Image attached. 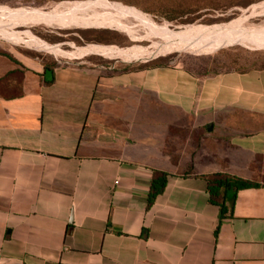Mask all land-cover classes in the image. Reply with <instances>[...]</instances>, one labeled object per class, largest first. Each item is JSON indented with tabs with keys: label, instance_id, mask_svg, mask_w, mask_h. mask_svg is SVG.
I'll use <instances>...</instances> for the list:
<instances>
[{
	"label": "crops",
	"instance_id": "crops-1",
	"mask_svg": "<svg viewBox=\"0 0 264 264\" xmlns=\"http://www.w3.org/2000/svg\"><path fill=\"white\" fill-rule=\"evenodd\" d=\"M0 51V81L18 73L22 91L0 94V264H264V65L47 71ZM155 170L168 180L149 207ZM218 173L260 183L222 221Z\"/></svg>",
	"mask_w": 264,
	"mask_h": 264
},
{
	"label": "rangeland",
	"instance_id": "rangeland-1",
	"mask_svg": "<svg viewBox=\"0 0 264 264\" xmlns=\"http://www.w3.org/2000/svg\"><path fill=\"white\" fill-rule=\"evenodd\" d=\"M262 2L0 0V46L53 61L124 66L159 59L201 72L246 69L264 65V4L247 11Z\"/></svg>",
	"mask_w": 264,
	"mask_h": 264
},
{
	"label": "trees",
	"instance_id": "trees-1",
	"mask_svg": "<svg viewBox=\"0 0 264 264\" xmlns=\"http://www.w3.org/2000/svg\"><path fill=\"white\" fill-rule=\"evenodd\" d=\"M0 53H3L0 51ZM46 60V59H45ZM54 63L47 65V71H51ZM168 62L154 60L145 67L170 66ZM18 73H11L0 81V94L4 97H15L21 95L22 91L13 84L17 80ZM208 182V192L212 204L218 206L221 211V221L226 218L228 213V204L234 205L237 193L243 189H249L260 186L259 182L248 181L228 174H212L205 177ZM168 174L166 172L155 170L152 178L151 188L148 197V206L151 207L156 199L165 191L167 186ZM264 181V180H263Z\"/></svg>",
	"mask_w": 264,
	"mask_h": 264
},
{
	"label": "bare ground",
	"instance_id": "bare-ground-1",
	"mask_svg": "<svg viewBox=\"0 0 264 264\" xmlns=\"http://www.w3.org/2000/svg\"><path fill=\"white\" fill-rule=\"evenodd\" d=\"M33 13H34V12H33ZM111 14H112V13H111ZM30 17H31V15H30ZM48 17H49V16H48ZM50 17H52V15H51ZM36 18H37V17H36ZM140 18H141V17H139V19H140ZM142 18H143V17H142ZM23 19H24V18H23ZM44 19L46 20V17H44ZM47 19H48V18H47ZM51 19H54V18H51ZM144 19H145V18H144ZM141 20H142V19H141ZM143 21H144V20H143ZM152 21H153V20H152ZM116 24H117V23H116ZM147 24H148V23H147ZM154 26H155V25H154ZM164 33H166V32H164ZM164 33H163V34H164ZM209 34H210V33H209ZM158 35H159V34H158ZM213 35H215V37H216V36H220L221 33L218 31V32H214ZM177 37H178V36H177ZM174 38H175V37H174ZM167 39H168V38H167ZM168 41H169V42H172V43H178V44H180V45L183 44L184 46H185V45H188V43H186L185 40H183L182 38H179V39H168ZM166 42H167V41H166ZM180 45H179V46H180Z\"/></svg>",
	"mask_w": 264,
	"mask_h": 264
}]
</instances>
